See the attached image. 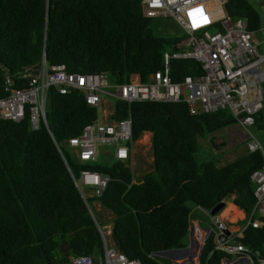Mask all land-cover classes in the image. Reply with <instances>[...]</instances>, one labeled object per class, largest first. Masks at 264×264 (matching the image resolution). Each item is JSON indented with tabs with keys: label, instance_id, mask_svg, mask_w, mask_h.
I'll list each match as a JSON object with an SVG mask.
<instances>
[{
	"label": "trees",
	"instance_id": "16d2710c",
	"mask_svg": "<svg viewBox=\"0 0 264 264\" xmlns=\"http://www.w3.org/2000/svg\"><path fill=\"white\" fill-rule=\"evenodd\" d=\"M224 9L243 18L250 31L262 24L259 9L248 0H225ZM163 18L142 16L139 0H0V95L23 87L22 69L38 68L41 58L69 72L104 73L109 82H125L131 74L146 82L159 68L161 53L173 51L183 37L156 35L151 23L162 24L157 20ZM169 63L171 81L201 74L193 59ZM95 115L79 92L50 88L45 125L31 130L26 117L0 119V264H70L72 255L100 253L99 234L68 171L74 177L80 169L108 176L94 200L111 215L116 249L139 264H159L154 252L186 245L193 207L207 211L228 200L249 213L254 201L249 176L264 163L263 154L246 151L223 165L196 156L197 136L235 123L226 110L192 114L182 101H114L111 118H130L131 140L149 133L151 170L136 182L128 160L112 157L108 165L70 160L66 140ZM260 115L259 110L253 116V125L262 127ZM262 221L245 227L237 239L252 254L264 255ZM211 247L209 234L197 264H221L224 253L207 256Z\"/></svg>",
	"mask_w": 264,
	"mask_h": 264
},
{
	"label": "built area",
	"instance_id": "2783aa9c",
	"mask_svg": "<svg viewBox=\"0 0 264 264\" xmlns=\"http://www.w3.org/2000/svg\"><path fill=\"white\" fill-rule=\"evenodd\" d=\"M224 1L139 0L142 16L171 18L183 34L174 44L173 51L161 53L159 68L149 75L146 82H141L137 74L129 75L125 82H109L104 73L69 72L63 65L47 66L44 58H41L38 68L22 69L21 77L27 79L23 87L0 95V119L19 122L26 117L29 128L35 130L40 122L45 125L48 89L61 94L79 92L85 103L95 108V119L84 124L77 135L66 140L65 145L80 163L96 161L100 149L104 147L111 149L113 158L125 161L130 159L134 143L131 140V121L128 116L117 120L111 118L114 101L119 100L127 105L143 100L182 101L192 114L226 110L245 132L243 142L246 151L258 150L262 153L249 127L253 125V116L262 106L264 54L259 46L264 44V23L256 31L248 30L243 18L229 16L224 9ZM255 36L257 38L254 40ZM171 59H193L198 62L201 74L171 81L168 76ZM132 76L136 78L132 79ZM139 138L135 141H139ZM68 173L93 220L101 243L98 255H72L69 263L139 264L137 259L127 258L116 249L112 240H108L110 229L106 232L103 230L90 208V203L96 202L94 198L101 195L108 176L89 169H80L75 177L70 171ZM249 177L254 185V201L242 224L233 227L217 216L212 218L217 231L213 234L210 228L202 229L203 237L196 241L201 248L211 234L212 247L207 256L212 251L224 253L221 264H264V255L258 251L252 254L249 248L237 241L248 225L259 227L263 224L264 163L253 170ZM197 258L194 263H198Z\"/></svg>",
	"mask_w": 264,
	"mask_h": 264
},
{
	"label": "rangeland",
	"instance_id": "374dc122",
	"mask_svg": "<svg viewBox=\"0 0 264 264\" xmlns=\"http://www.w3.org/2000/svg\"><path fill=\"white\" fill-rule=\"evenodd\" d=\"M248 1L257 8L256 3L258 0H248ZM157 21L162 22V24H158L155 21L151 23V28L156 35L158 36L170 35V36H175V37H180L183 35L181 28L171 18H163ZM161 28L164 30H161ZM256 38L257 36H255L254 40ZM259 49H260V52L264 54V44H261L259 46ZM107 100L111 102L110 98H107ZM260 117L261 118H260L259 123L262 125V127L256 128V127L250 126L249 131L254 133L255 138L260 142L261 150L264 156V110L262 111V114L260 115ZM229 127L230 126H226L224 128H221L220 130H217L211 133H204L201 136H197L198 151L196 152V156L199 161L213 160L214 151H213L211 142L215 141V143L217 144L218 143L217 141L219 140L221 141L223 140V142H225V147L222 151L224 157H220L221 156L220 155L219 156L220 158L214 159L215 160L214 162H216L217 164H219V162L221 161L227 162L228 160H230L229 158H232V156H234V155L231 156V152L233 151V149H235V146L230 144V140L232 139V136L230 137L226 136V133L229 131ZM220 146L221 145H218L217 147H220ZM237 146L239 147V145ZM66 151L69 154L70 160L73 163H75L77 160L74 157L73 152L67 147H66ZM110 151L111 149L109 147L101 148L100 153L96 161L94 162H96V164H101V165L110 164L111 161L113 160L112 156L110 155ZM151 165H152V160H151L149 133H143L141 137L139 138V141H134V143L132 144L131 157L128 160V166H129L131 177H132L131 181L132 182L138 181L143 173L151 170ZM226 202H229V201L228 200L225 201V204L222 207V209L227 205ZM90 208L92 209L93 214L95 215L98 224L103 226V230H105V232L109 230L110 229V217H111L110 213L107 210L101 209L98 203L96 202L90 203ZM194 213H195V216H197L201 222V224L198 223L201 228L203 229L210 228L213 234L217 231V226L213 222L212 218H216L218 216V212L210 216L208 213L200 211V209H195ZM233 216H234V212L233 211L231 212L229 210L227 212L225 219L230 220V218H232ZM191 218H192V215L189 216V224L191 222ZM223 223H225V221ZM241 224H242L241 221L236 223L237 226ZM194 225H197V224L194 223ZM200 236L203 237V234H201ZM107 238L109 241L112 240L110 235H108ZM186 242L188 243L187 239H186ZM196 252H197V243L193 241V245L190 246L189 249L170 252L168 253L170 256L161 255V254H154V255L156 256V259L159 262V264H197V263H192V262H195Z\"/></svg>",
	"mask_w": 264,
	"mask_h": 264
},
{
	"label": "crops",
	"instance_id": "0c3cea01",
	"mask_svg": "<svg viewBox=\"0 0 264 264\" xmlns=\"http://www.w3.org/2000/svg\"><path fill=\"white\" fill-rule=\"evenodd\" d=\"M256 4H257V8L259 9V11L261 13L262 24H263L264 23V0H258ZM261 89H262L263 98H262V106H261V109H260V113L262 114V111L264 110V81L261 84ZM259 125H261V124L259 123ZM252 127L258 128V126L255 125V124L252 125ZM252 135L254 136V133H252ZM226 136L227 137L232 136V139L230 140V144L235 146V149H233V151L231 152V156L232 155H234V156H232V158H229L230 160H232L233 158H235V157H237V156H239V155H241V154L246 152V149L244 147V142H243L244 137H245V132L243 131V129L240 126H238L236 123L230 125L229 131L226 133ZM217 142L219 144L218 143L216 144L215 141L211 142V145H212L213 151H214L213 161H215L214 159H219L220 157H224L222 151H223V149L225 147V142H223V140L222 141L219 140ZM259 144H260V142H259ZM218 145H221V146L217 147ZM237 145H239V147ZM230 160H228V161H230ZM224 163H226V162L221 161V162H219V164H217V163L216 164L217 165H223ZM225 201L226 200H224V204H225ZM226 204L227 205L223 209L221 208L222 211H221V209L218 211V217L219 218H223L225 221L229 222L231 224V226L235 227V226H237L236 223L239 222V221L242 222L243 218L246 215H245V213L242 210L237 209L231 202H226ZM230 206L234 208V216L232 218H230V220H228V219H225V217H226L227 212H228L227 209L230 208ZM195 209H199V208L198 207L192 208L191 211H190V214H189V215H192L189 227H190V232H191V238L193 240H195L194 242H196V240H197L196 238L200 239V235L202 234V229H203L198 224V223L201 224V222H200L199 218L197 216H195V213H194ZM200 211H202V210L200 209ZM194 223L197 224V225H194ZM108 228H109V226H108ZM205 229H207V228H205ZM110 232H111V230H110ZM196 236H198V237H196ZM186 239H187V237H186Z\"/></svg>",
	"mask_w": 264,
	"mask_h": 264
},
{
	"label": "water",
	"instance_id": "95a60500",
	"mask_svg": "<svg viewBox=\"0 0 264 264\" xmlns=\"http://www.w3.org/2000/svg\"><path fill=\"white\" fill-rule=\"evenodd\" d=\"M224 206V200H220L219 202H217L213 207H211L209 210H207L209 215H214L215 213H217L222 207ZM206 235V234H205ZM187 245L183 246V247H178V248H172V249H167V250H162V251H157L154 252V254H161V255H166V256H170L168 253L170 252H174V251H178V250H184V249H189L190 246L193 245V240L191 238V232H190V227L188 225V231H187ZM199 245V244H198ZM62 249L64 250L65 253H67L68 247L66 245L62 246ZM199 251H200V246H197V252H196V256L198 257L199 255ZM194 263V262H192Z\"/></svg>",
	"mask_w": 264,
	"mask_h": 264
},
{
	"label": "bare ground",
	"instance_id": "6f19581e",
	"mask_svg": "<svg viewBox=\"0 0 264 264\" xmlns=\"http://www.w3.org/2000/svg\"><path fill=\"white\" fill-rule=\"evenodd\" d=\"M229 210H231V212H232V211L234 212V208L231 207V206H230V208L227 209V211H229ZM227 211H226V212H227ZM202 231H203V230H202ZM196 237H198V236H196ZM201 237H202V236H200V238H201ZM196 239L199 240V238H196ZM197 242H198V241H197ZM197 242H196V243H197ZM197 246H198V243H197ZM190 260H191V259H190Z\"/></svg>",
	"mask_w": 264,
	"mask_h": 264
}]
</instances>
